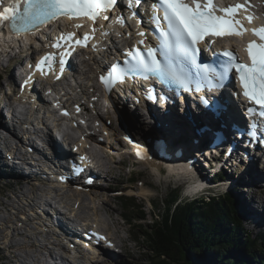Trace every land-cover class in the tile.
Listing matches in <instances>:
<instances>
[{
	"label": "rangeland",
	"instance_id": "obj_1",
	"mask_svg": "<svg viewBox=\"0 0 264 264\" xmlns=\"http://www.w3.org/2000/svg\"><path fill=\"white\" fill-rule=\"evenodd\" d=\"M5 49H2V51H3V54L5 56H7L8 61H10V64L8 66L9 69L4 67L2 65V63L0 65L1 66V72L3 75L1 80H0V238L4 237L3 239H5V237L7 236L5 233H7V232L11 236L9 238L6 237L7 239L4 241V243L0 242V250H1L0 251V264H22L21 263L22 261L17 262V261L12 260V258H13L12 256H15L14 252H17V254H19L23 257V260H25V262H27V264H30L33 262H32V260H30L26 256L28 251L29 252L32 251L31 253H33V254H37V255H40L46 259H49L50 250H48V249H52L51 247L53 246L52 244H49V243H53L55 241H58L59 239L58 238L51 239V242H47L48 243L47 247L46 246H37V245L34 246L32 244L31 248H33V249H31V250L30 249L13 250L11 248H9V249L4 248V247H6L5 245H6L7 241L9 242L10 240L11 241L12 240H16V241L19 240L22 242L26 241L24 237L17 235L18 234L17 230L20 231L21 229H23L26 226V223L29 226V228L27 227V229L32 231L33 237L35 238V241L36 240L38 242L42 241L43 240L42 236L47 234V231H45L42 228V226L40 224H38V221L33 222V221H28L26 219V218H28L29 215H31L32 217H34V219L37 218L39 220V223H42V221L39 219L40 214H38V211H40V210H38V209L43 205V201L42 200L39 201L38 204L41 205L40 207L34 208V206L31 204L32 200H30L29 197L24 196L22 193H20L18 191H14V190L8 188V184L10 182H16L18 179H20L24 183V182H27L30 178H22V177H28V175H25V172H24L25 167L23 168V167H20L19 165H16L15 168L11 169V165H9L8 163H5L4 157L8 152H10L12 150H15L17 153H20L21 155H23L24 150L27 147L24 148V147H22L23 145L17 146L16 149H14V148L9 149V148L5 147V145H3L1 143L2 142L1 138L3 137L2 132H5L8 135H10L9 137H11V140L13 139L12 141L18 142L17 144H23L22 143V139H23L22 137L23 136L28 137V136H31L32 134H30V133L25 134L24 132H21V130H22L21 127H17L18 130H16L11 126L10 127L11 130H9V131L6 130V128L8 129V125L10 124L8 122L9 119H7L10 115L8 113V109H5V112H3V114H1V110L3 107H7V106L9 107L8 100L10 99L12 94H13L12 97H14L13 102H15V104L12 105L13 107L18 106V103H20V102L27 101V99H24L23 97L18 96L16 94L18 84L21 82V78L17 74H18V72L24 71L25 66L23 65V68L21 69L20 68L21 63L23 61H25L26 59L32 60V55H30L29 53H25V52H27L26 51L27 49L25 47L22 48L23 52L21 55H19L17 53V51L15 49H13L12 47H11V49L10 48H5ZM6 70H8V71H6ZM74 79L77 82H81V83L82 82H85V83L88 82L87 80H85V76L81 72H79L77 77ZM81 88L83 89L82 86H81ZM83 90L88 92V90H86V87H84ZM7 93H9V94H7ZM4 97H6V98H4ZM118 107H119L118 109H120V110L125 109L126 107H127V110L129 109V111L131 109L126 104L125 105H119L118 104ZM9 108L11 109V107H9ZM140 110L141 109H139V111ZM133 111H135V109H133ZM136 111H137V120H136L135 124H133V126H132V131L136 133L137 139L143 144H145V143L148 144V141L152 138V136H154L152 138L154 140L150 141L152 143V144H150V145H152L151 149L157 148V147H155L157 140H163L164 141V149L162 148V150L165 152V154H167L168 152L173 153L174 149H176L178 146H176L172 142V140L175 142V139H174L172 133L170 132V128L167 127L168 125L166 123H164L165 120L162 118V116L158 118V121L146 122L143 114L142 113L140 114V112H138V110H136ZM34 113L35 112L32 110L31 113L26 115L27 119L30 120V122L33 120L36 121V117H35L36 115ZM138 113H139V115H138ZM111 115H112V113H109V115H107L105 118L107 131H110V127L108 125L107 120H108V118L112 117ZM179 115H181V113ZM127 122L129 124V121H127ZM34 126H35L36 130H33V131H35V134H33V136L38 137L39 128H41V126H43V125H38L36 123ZM111 129L113 131L112 133H114L116 136L119 135V132H120L118 130L119 128L115 129L114 125L112 124ZM150 130L154 133V135L151 134V138H150V136H148V133ZM16 134L19 138L16 137ZM185 134L188 137V134L186 132H185ZM141 135H143L144 137L143 136L141 137ZM112 136L114 137V135H112ZM178 136H179V134H178ZM183 138L184 137H182V139ZM189 140H190V137H189ZM178 141L181 142L180 139H178ZM207 141L208 140H206V141L204 140V142L201 144L203 146L207 145ZM23 142H24V140H23ZM37 142L40 143V145L44 144L43 142H40L39 140H37ZM119 144L120 143L111 144L106 139H104L102 142L103 146H108L107 150L109 149L110 153L114 157V158L110 157L108 155V153H106V154L103 153L99 157L100 163L105 167V171L103 173V175H104L103 176V179H104L103 186H101L103 189V199L92 200V201L87 200V199H83L81 206L79 205V207H78V204H79L78 199H80V201H81V198H76V197H74V195L71 196L72 194L70 193L71 195H69V196L73 200H70L69 196H68L69 198H65V199L60 200L61 202L65 201L64 205H63V203L59 204L60 205L59 208L63 213L67 212L68 215L75 216V215H78L84 211L88 214V217L90 216L89 218H92L93 220L95 219L94 221L96 223H99L102 228H105L114 234L116 227H123V228H127V229L131 228V225L127 224L124 220V217H123V214L126 213L124 204H126L127 199L116 198V196L125 195V197H123V198H127L128 196H130L128 192H130V189L131 188L133 189V187L138 188L139 194L141 196L140 199L137 198L134 200L135 206L143 205L145 207V212H146V216H147L146 220L142 221V220L137 219V221H135L134 223L135 224L141 223L143 225H148L150 223H153V221L156 219H162V217L160 215L163 213V211L160 208L153 209V207H151V203L153 201H160L163 204H165L166 200L168 199V195L172 190H177V188H179V190H181L182 197L179 200V203L181 204L180 206H185V205L191 203L195 196H199L197 198V200H200L201 198L209 199V198H211L212 194H214L212 192H211V196L205 194L206 189H204L203 187H201L202 188L201 189L200 188L201 183L198 181V179L194 178V176L191 175L190 173H187V170H185V168L183 166L180 169V172L179 171L178 172H172L171 169L168 168V166L169 167L174 166V162L171 161L170 163H168V160H166V157L161 156L159 153L154 154L156 161H154L153 163L149 162L150 163L149 165L148 164L147 165L138 164L139 161L134 155H133L134 157L132 159H130V157H128L129 156L128 153L120 151V148L118 147ZM25 146H27V145H25ZM19 149H20V151H19ZM99 149L101 150V148H99ZM130 149H132V148L129 147L128 150H130ZM215 151L216 150H213V151H211V153H215ZM189 154L195 156L194 153L189 152ZM178 155H180V153H178ZM130 160H131V162H130ZM37 162L38 161H35L34 164ZM163 162L165 163V165L160 166ZM140 163H142V162H140ZM231 163L233 164V162H231V161L227 162V164H229L230 166H231ZM243 163H244V165L247 166V164L244 162V160H243ZM197 165L198 166H196V170L199 169L198 171L200 172L199 174L201 175V177L204 176V174L207 172V170L209 171L210 174H212V172L214 171L213 167L216 166L214 163L211 166V162L207 163V164L199 162ZM159 167H161V170L158 169ZM249 168L255 170L256 172H260L258 166L255 164H252V166ZM14 169H18L20 175L22 174L24 176H22L20 178L14 177V174L11 173V171ZM246 169H248V168H246ZM133 170H136V173H140V174L136 175V173L132 172ZM29 172H30V169H29ZM261 173L264 176V173L263 172H261ZM131 176H132V178H137L136 184L134 183L135 181L133 179H131ZM229 177L230 178L228 180H225L226 178H224L223 180L227 181L228 183H233V185L230 184L231 187H229V190L232 192L234 200L239 201V207L241 209L244 208V204L242 205L241 202L242 203L244 202L245 204H247L248 208L251 211L255 212L256 214L264 211V202L260 201V195H261L260 193L264 192V186L251 184L250 182H248V180H247L248 178L246 179L244 177V173H240L239 171L235 172V174H233V176L229 175ZM16 178H17V180H16ZM239 178H240V180H239ZM34 180L35 181H31V182H36L38 184L37 180L36 179H34ZM230 180H232V181H230ZM128 181H129L130 187L127 184ZM236 181H238V182H236ZM234 182H236V184H234ZM225 185L226 184H221L220 187L218 186L219 191H220L219 192L220 195L225 194V191L227 190V186H225ZM40 187H41V190L44 191L43 194L54 192L52 185L48 186L47 184L43 183L40 185ZM47 187H49V189H47ZM192 189L194 191H191ZM257 191H260V193ZM61 193H63V192H61ZM112 194H114L115 196L114 195L112 196ZM36 195L37 194H32L31 197L32 198L34 196L36 197ZM220 195H218V196H220ZM45 196H46V194H45ZM88 197L91 198V195H88ZM9 198H12L13 200H17L18 201V207L12 208L8 212L6 209L5 210L3 209L2 205L9 206V203L7 201V199H9ZM43 198L46 200H50L49 198H45V197H43ZM68 199H69V201H68ZM122 201L124 204L122 203ZM252 201H257V204L254 202L252 203ZM72 203H73V207L71 205ZM84 205H86L87 207L83 210L82 208ZM24 206H26L25 210L23 209ZM20 207H22V208H20ZM26 209H27V211H26ZM23 212H25L24 218L22 216ZM34 213H36V214H34ZM247 214H249V213L247 212L246 215ZM240 215L242 216L241 217V221L243 223L242 227L245 230H247L248 232H250L253 235V237H257L258 234L264 233V222H263L264 213L263 212H262V215H259V214L256 215L257 217L253 216L255 214H253V215L249 214V216L246 217L244 215V212H242ZM9 216L11 218H13L11 223H10V221H8V223L6 221H4L5 218H7ZM45 216H47V214ZM18 217H20V218H18ZM261 217H262V222L260 223L259 218H261ZM44 221L48 225H53L54 223H63L65 226L69 225V222L61 215L54 216L53 221L47 220V219H44ZM7 227H10L9 230L2 233L1 230L3 231V229L7 228ZM39 231H42L43 234L39 235L38 234ZM13 233H14L15 237H14V235H12ZM24 234H25V232H24ZM142 240L143 239H141L140 243H138V241H136L135 238L133 237L132 241L126 242L124 240V238L122 237L121 240L119 239V241L122 243L120 246L121 253L117 254V253L111 252L110 255H107L106 259H102V262L100 264H149L150 261L148 262V258L146 255L147 252L143 246ZM62 243H64V242H62ZM56 244L58 245V243H56ZM138 245L140 247H138ZM29 246H30V244H29ZM67 246L64 247V244H62L61 246H57L59 249L56 248V250L62 252V255L60 258H58L55 261L56 262L55 264H82L85 262L84 257H82V258L73 257L68 252H66L65 250H67ZM80 247H83V245L80 244ZM245 252H246V250L244 248H242L240 251V253H245ZM263 254H264V252H263ZM3 256L9 257L10 259L9 260H2ZM249 256H251V258L254 257L251 254H249ZM24 257H26V258H24ZM81 259H82V261H81ZM49 260H50L51 264H54V261L52 259H49ZM211 263H213V262H210V264ZM44 264H45V262H44Z\"/></svg>",
	"mask_w": 264,
	"mask_h": 264
},
{
	"label": "snow or ice",
	"instance_id": "obj_2",
	"mask_svg": "<svg viewBox=\"0 0 264 264\" xmlns=\"http://www.w3.org/2000/svg\"><path fill=\"white\" fill-rule=\"evenodd\" d=\"M138 0H129V7H132ZM117 0H25V7L20 11V0H16L14 5L5 7L0 11V19L4 22L11 21L14 30L20 31L18 23L22 24L24 31L31 30L37 21L54 19L61 16L69 18L88 17L93 22L101 18L102 13L113 8ZM163 10V16L159 11ZM244 5L236 4L220 8L214 0H159L158 4H153V20L157 28L160 29V35L163 37L161 47L165 49V55L171 57L172 63H164L157 58V49L149 48L147 55L136 49L129 52L130 60L125 61L128 67L121 68L119 65H113L111 72L107 77L101 76V81L108 87L116 81H123L129 72H140L145 79L150 74H156L175 83L186 91L191 90V80L188 74L175 65L177 59H185L202 69L205 77L212 72L209 65L197 64V56L200 51L199 45L205 41L206 37L223 36H242L248 31L242 21L237 18L238 12ZM247 10V9H245ZM217 13H222L218 15ZM135 15V13H133ZM103 19H108L103 16ZM246 19L251 23L254 19L248 15ZM162 23L165 27H161ZM82 25H76L81 27ZM95 31V29H93ZM254 35L259 36L264 41V27L252 29ZM144 36L143 32L139 33ZM75 33H69L67 36H61V40H72ZM91 37L85 35L83 40H75L78 45L87 46L86 42ZM143 43V41H141ZM59 47V43L55 45ZM251 64L239 62L238 55L231 50H225L222 55L227 58L222 71L215 74V87H222L223 81L229 73L235 72L239 75L240 85L243 92L240 94L255 107H249L247 113L250 116H258L264 120V43L249 42L246 49ZM51 56L43 58L37 64V70L41 71V66L50 61ZM134 62V63H133ZM61 72L65 61L61 59ZM199 91V87L196 88ZM67 114V113H65ZM257 126L256 121L252 123ZM141 156V151H137Z\"/></svg>",
	"mask_w": 264,
	"mask_h": 264
},
{
	"label": "trees",
	"instance_id": "obj_3",
	"mask_svg": "<svg viewBox=\"0 0 264 264\" xmlns=\"http://www.w3.org/2000/svg\"><path fill=\"white\" fill-rule=\"evenodd\" d=\"M133 180L136 184L137 178ZM181 197L177 188L165 204L153 201V209L163 211L162 219L148 225L134 223L146 220L145 207L135 206V199L122 198L127 199L122 203L126 210L123 216L131 225L128 230L138 243L143 239L149 264H264V233L253 237L242 227L239 201L232 193L201 198L185 206H180ZM240 248L246 252L240 253Z\"/></svg>",
	"mask_w": 264,
	"mask_h": 264
},
{
	"label": "bare ground",
	"instance_id": "obj_4",
	"mask_svg": "<svg viewBox=\"0 0 264 264\" xmlns=\"http://www.w3.org/2000/svg\"><path fill=\"white\" fill-rule=\"evenodd\" d=\"M264 1V0H263ZM0 2H2L1 0H0ZM8 42H9V40H8ZM5 48L7 47L6 45L4 46ZM27 49V48H26ZM31 55V54H30ZM107 58H109V56H107ZM84 63H87V62H84ZM102 63V62H101ZM31 64H35V61L34 60H31L30 62H29V65H31ZM88 64V66L90 67V70H89V72L88 71H86L84 74H86L87 73V75H88V79H87V83H85V82H82L81 84H82V87H83V89H84V87H86V90H88L89 91V89L90 88H94V86H90V88L88 89V87H89V85L90 84H95L97 87H98V84L96 83V77L95 76H92L93 75V73H94V70H93V66L92 65H90L89 63H87ZM101 65V64H100ZM37 66V64L35 65V67ZM48 68L49 67V65L48 64H44V66H41V68H42V70L41 71H38L37 70V67H36V69L35 70H33V71H31V73L30 74H28V76L30 77V78H33L34 76H45V77H47V75H48V73L46 72L47 70H49V71H51V72H53L54 71V69L52 68H49V69H45L44 70V68ZM87 67V66H86ZM24 69H26V67H24ZM53 73H55V72H53ZM18 75L19 76H21L22 75V73L21 72H18ZM82 75V74H81ZM140 78V77H139ZM48 87L49 88H52L53 87V85L52 84H48ZM82 89V88H81ZM98 89H99V87H98ZM6 94V93H5ZM7 94H9V93H7ZM86 95H88V93L86 94ZM6 96V95H5ZM7 97V96H6ZM6 97H4V98H6ZM83 99H85V97H82L81 98V100H83ZM117 99L120 101V102H123V101H125V99L123 98V97H117ZM13 107V106H12ZM17 108H19V106H17ZM16 108V109H17ZM21 109V108H20ZM139 109L140 108H138V112H140V114L142 113L143 114V116H144V118H145V114L143 113V111L142 110H140L139 111ZM192 109V108H191ZM163 110V109H162ZM124 111L127 113V120H126V122L127 121H129V130H130V132L131 133H135V132H133L132 131V126H133V124H135V122H136V120H137V111H133V109H130V111H129V109L127 110V107L124 109ZM11 112V111H10ZM178 110H176V109H174L173 111H172V113L170 114V115H167V116H163V119L165 120H163L164 121V123H166L167 125V127H169L170 128V132L172 133V135H173V137H174V139H175V142L172 140V142L176 145V146H178L176 149H174V151H173V153H167V154H165V152L162 150V148H154V149H151V150H147L146 152H147V157H148V159L146 160V163L145 162H143L144 161V157L143 158H140V160L137 158V156L135 155V151H138L139 149H138V146L137 145H133V141H135V140H137V138L136 139H132L133 138V134L131 135V137H128V139H129V142L127 143V146H126V149H125V151H128L127 153H128V157H130V159H132L133 158V156L131 155V152L133 153V155L139 160V162H138V164H144V165H149L150 163H153L154 161H156L155 160V157H154V154L156 153V154H160L161 156H164V157H166V160H168V163H170L171 161H173L174 162V166H171V167H169L168 165V168L169 169H171V171L172 172H180V169L182 168V166L184 165V162H186L187 161V159H188V156L189 155H191V154H189V152H191V153H193L194 151L196 152V154H199L202 150L199 148V147H196L197 145H195L194 144V142H193V139H192V137H196V129H201L203 126V129L206 127V125H209L210 123H211V120H210V118H208L209 119V122L207 123L204 119H203V117L201 116V113H199V111L198 110H186L185 111V113H182L181 115H179L180 113L178 112ZM1 114H3V109L1 110ZM138 115H139V113H138ZM8 116V115H7ZM26 117V116H25ZM7 118V117H6ZM21 118V117H20ZM8 119V118H7ZM44 119L47 121V122H50L51 121V119L49 118V117H47V116H45L44 117ZM228 119H225V121H227ZM13 121H14V124H12V125H8V129L6 128V130H11L10 129V127L12 126L14 129H16V130H18L17 129V127H21V132H24L25 134H32L31 136H23L22 138V143L23 144H17L18 142H14V141H12L11 140V137H9L10 135H8L7 133H5V132H2V135H3V137L1 138L2 140V144L3 145H5V147H7V148H9V149H13L14 147H17V146H19V145H23L22 147H24L25 148V145H27V143H26V141H28V140H32L33 139V141H35L37 138H33L34 136H33V129L35 128V126L33 127H29V128H27L26 127V124L25 123H23L22 121H20L19 119H17V118H15V117H13ZM218 121H220L221 122V120L220 119H217L216 120V125H217V123H218ZM125 122V125L127 126V123ZM82 124H85V123H82ZM158 124V123H157ZM21 125V126H20ZM39 125V124H38ZM156 125V124H155ZM104 129L107 131V126H106V123H105V120H104ZM142 127V126H141ZM212 127V126H211ZM216 127H218V126H216ZM215 127V128H216ZM43 127H41V128H39V129H42ZM38 129V128H37ZM59 129H61V128H59ZM147 129V128H146ZM211 129L212 128H210V130L208 131L211 135L213 134L212 132L213 131H211ZM62 130V129H61ZM120 132H119V135H118V138L116 139V138H114L113 140H112V142L113 141H115V142H120V139H121V137H123L125 134H126V132H122L121 131V128L119 127V129H118ZM179 130V131H178ZM118 132V131H117ZM155 132V131H154ZM185 132L188 134V137L186 136V134H185ZM49 133H54L53 132V130H50L49 131ZM190 133V134H189ZM10 134V133H9ZM18 134V133H17ZM17 134H16V137H18L17 136ZM136 134V133H135ZM145 134V133H144ZM143 134V135H144ZM151 134H153L154 135V133L150 130L149 131V133H148V136H150V138H151ZM178 134H179V136H178ZM109 135V134H108ZM143 135H141V137L143 136ZM157 135V134H156ZM61 136H64V134L61 132ZM103 136V134H100V136L99 137H102ZM144 137V136H143ZM154 136H152V138H153ZM162 137V136H161ZM182 137H184L183 139H182ZM189 137H190V140H189ZM19 138V137H18ZM149 138V137H148ZM147 138V139H148ZM150 139L149 140V143L150 144H152L150 141L151 140H154V139ZM65 139H67L66 138V136H65ZM130 139H132L131 141H130ZM173 139V138H172ZM178 139H180L181 140V142L180 141H178ZM23 140H24V142H23ZM40 140H41V138H40ZM97 140V143L95 144V150H96V152H95V154H96V156L98 155L99 157H100V155H102L103 153H108V155L110 156V157H112V158H114L113 157V155L110 153V150L108 151L107 150V148H108V146H103L101 143H102V141L100 140V139H96ZM108 140V139H107ZM21 141V140H20ZM42 141V140H41ZM206 141V140H205ZM29 143H31L32 141H28ZM94 143H95V141H94ZM87 144L88 143H85V146L87 147ZM47 146H48V144H46ZM84 145H83V147H82V152L83 153H85L86 152V147H85ZM21 147V148H22ZM129 147L130 148H132V149H130L131 150V152L128 150L129 149ZM99 148H101V150L99 149ZM242 147H240V145L239 144H237V149L235 150L236 152H239V153H243V151H242V149H241ZM144 150V149H143ZM41 155L40 156H42V157H44L45 158V156H46V154H45V152L44 151H42V150H37ZM181 151H183L182 152V156L181 155H178V153H180ZM217 151L219 152V153H222V152H224L223 150H222V147H218L217 148ZM2 152V151H1ZM194 152V153H195ZM216 152V151H215ZM226 153V152H225ZM20 153H17V155H19ZM212 154H214V153H212ZM17 155H13V154H11V153H7L6 155H5V157H4V161L5 162H8V163H10V158L11 157H17ZM230 155V154H229ZM193 156V155H192ZM205 157H206V154L204 155ZM232 156V155H231ZM39 157V156H38ZM99 157H98V159H99ZM228 161H230L229 159H227ZM148 161V162H147ZM19 162H20V159H19ZM99 162H100V160H99ZM130 162H131V160H130ZM140 162H142V163H140ZM150 162V163H149ZM245 162V161H244ZM136 163V162H135ZM246 163V162H245ZM165 165V163L163 162L160 166H164ZM259 168V167H258ZM158 169H160L161 170V167H159ZM99 170L102 172V174L104 173V171H105V167L102 165V164H100L99 165ZM186 170V169H185ZM259 170H260V172H256L255 170H253V169H251V168H248V169H246V172L244 173V177L248 180V182H250L251 184H254V185H260V186H264V176H263V174L261 173V172H263L260 168H259ZM21 172V171H20ZM89 172V170H87V172L86 173H88ZM182 172V171H181ZM11 173L12 174H14V176H18L17 178H20V177H22V176H24V175H20V173H19V170L18 169H14V170H12L11 171ZM49 173H47V175H48ZM192 175V174H191ZM17 178H16V180H17ZM22 178H30V177H22ZM250 179V180H249ZM23 180V179H22ZM96 181H97V179H96ZM43 184V183H42ZM48 186H50V185H52V183H51V181L47 184ZM91 186V185H90ZM94 186H95V184H94ZM103 186V185H102ZM194 186V185H193ZM8 188H10V189H12V190H14V191H18V192H20V193H22L24 196H27V197H29L30 198V200H32L31 202V204L34 206V208L35 207H40L41 205L40 204H38L39 203V201L40 200H42L43 201V205H45V206H47L48 207V209L45 211V214L44 215H40V217H39V219L41 220V221H43L44 219H50V220H54V216H56V215H59V213L60 212H62V211H60V208H59V206H57V205H55V204H61V203H63V205H64V202L62 201H60L61 199H59V201H57V203H55V204H51L52 203V201H50V200H46V199H44L43 197H45V198H47V195L49 194V193H45L46 194V196H45V194H43L44 193V191H42L41 190V187H40V185L39 184H37L36 182H31V181H27V182H22L20 179H18L16 182H10L9 184H8ZM54 190L53 191H58L57 190V188L56 187H52ZM59 188H60V190H59V192H63V188H64V186H59ZM102 188V187H101ZM136 189V187H133V190H135ZM202 189V188H201ZM240 189V188H239ZM191 191H194L193 189L191 190ZM257 192H259L260 193V191H257ZM67 192H63V194H66ZM129 193V192H128ZM15 194V193H14ZM32 194H37L36 195V197L34 198H32L31 197V195ZM261 195H260V201H262V202H264V192L263 193H260ZM71 196H73V195H71ZM70 197V196H69ZM80 198H82V197H80ZM70 200H73V199H71V197L69 198ZM69 199H68V201H69ZM138 199H140V197H138ZM7 201H8V203H9V206H7V205H2L3 206V209L5 210H7L8 212L12 209V208H17L18 207V201L17 200H13L12 198H9V199H7ZM78 202H81L82 203V201H80V199H78ZM84 202V201H83ZM87 202V201H86ZM241 202V201H240ZM256 203L257 204V201H252V203ZM85 203V202H84ZM83 203V204H84ZM241 204L243 205L244 204V209H245V212L247 213H249L250 215H253V214H255V215H253L254 217H257L256 215H262V212L264 213V211H262L261 213H258V214H256L255 212H253V211H251L249 208H248V206H247V204H245L244 202L242 203L241 202ZM66 205V204H65ZM72 205V207H73V203L71 204ZM69 206V205H68ZM67 206V207H68ZM75 206V205H74ZM89 206V205H88ZM25 207L26 206H24V210H25ZM66 207V206H65ZM87 206L86 205H84L83 206V210L86 208ZM20 208H22V207H20ZM75 208V207H74ZM263 208V207H262ZM88 209V208H87ZM82 210V211H83ZM26 211H27V209H26ZM37 213V212H36ZM36 213H34V214H36ZM93 213V212H92ZM47 214V216H45ZM65 214H68L67 212L65 213ZM91 215V214H90ZM22 216H23V218L25 217V212H23V214H22ZM45 216V217H44ZM77 217H78V219L79 218H82L81 220H83L84 222H88L89 221V219H87V218H89L88 217V214L86 213V212H81L80 214H78V215H76ZM97 216V215H96ZM27 217V216H26ZM36 217V216H35ZM38 217V216H37ZM95 217V216H94ZM18 218H20V217H18ZM22 218V219H23ZM12 219L13 218H11L10 216L9 217H7V218H5V220L4 221H6L7 223H8V221H10V223H11V221H12ZM28 221H33V222H35V221H38V224H40L39 223V220L37 219V218H35L34 219V217H32L31 215H29L28 216V218H26ZM69 219H71V216H69ZM76 220H77V218H75ZM15 220V219H14ZM95 220V219H94ZM93 220V221H94ZM259 221H260V223L262 222V217L261 218H259ZM43 222H45V221H43ZM95 222V221H94ZM263 222H264V220H263ZM9 223V224H10ZM258 223V222H257ZM8 224V225H9ZM44 225H46L45 223H43ZM72 224V223H71ZM75 225H76V223L75 224H73V227H75ZM102 225V224H101ZM27 227L29 228V226H28V224L26 223V226L23 228V229H21L20 231L19 230H17V232H18V234L17 235H19V236H22V237H24L25 238V242H22V241H16V240H10L9 242L7 241V243H6V247H4L5 249H9V248H11V249H13V250H17V249H25V250H27V249H33V248H31V246H32V244L35 246V245H37V246H48V243L47 242H51V239H56V238H58V239H60V240H58V241H55V242H53V243H49V244H52L53 246L51 247L52 249H48V250H50V256H49V259H52L53 261H54V264L56 263L55 261L58 259V258H60L61 257V255H62V252H60V251H58V250H56V248H58L57 246H61L62 244V242H64L63 244H64V247H66L67 245H70V243H69V240H68V234H67V229L69 228L68 227V225H66V226H64L63 227V230L61 229V230H58V233L57 232H47V234L46 235H44V236H42L43 237V240L42 241H40V242H38L37 240L35 241V238L33 237V233H32V231H30V230H28L27 229ZM71 227H72V225H71ZM99 229L98 230H101L100 229V227L99 226H97ZM9 228L10 227H7V228H4L3 229V231L1 230V232L2 233H4V232H6L7 230H9ZM50 228V226H47V229H49ZM57 228V227H56ZM15 230V229H14ZM56 230V229H55ZM24 232H25V234H24ZM31 232V233H30ZM116 232V231H115ZM35 233V232H34ZM38 233V232H37ZM6 235V237H10L11 235L7 232V233H5ZM39 235H41V234H43V232L42 231H39V233H38ZM12 235H14V233L12 234ZM52 238H51V237ZM5 237V239H3L4 237H2V238H0V242H3L4 243V241L7 239ZM14 237H15V235H14ZM63 240V241H62ZM78 240H82L83 242H85V240H84V238L82 239V238H80L79 237V239ZM56 243H58V245L56 244ZM73 243H77V241H76V239H73V242L71 243V244H73ZM29 244H30V246H29ZM84 244V243H83ZM50 247V246H49ZM59 249V248H58ZM12 250V251H13ZM61 250V249H60ZM1 251V250H0ZM44 251V250H43ZM63 251V250H62ZM66 251V250H65ZM27 252V251H26ZM32 251H28L27 252V254H26V256L30 259V260H32V262L33 263H30V264H44V262H45V264H51L50 263V260L49 259H46V258H44V257H42V256H40V255H37V254H33V253H31ZM46 252V251H45ZM68 252H71L70 250H68ZM87 252V251H86ZM15 253V256H12L13 258H12V260L13 261H17V262H21L22 264H27V262H25V260H23V257L21 256V255H19V254H17V252H14ZM83 253H84V251H82L81 249H80V247H77L76 249H74V251H72V255L74 256H82L83 255ZM111 253V252H110ZM88 256H90V255H92L93 254V251L90 249V250H88V252L86 253ZM3 259L2 260H9L10 258L9 257H5V256H3L2 257ZM24 258H26V257H24ZM55 259V260H54ZM107 261V260H106ZM88 264V263H87Z\"/></svg>",
	"mask_w": 264,
	"mask_h": 264
}]
</instances>
